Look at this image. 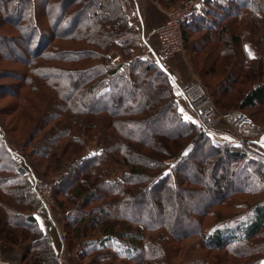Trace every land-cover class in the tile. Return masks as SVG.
I'll use <instances>...</instances> for the list:
<instances>
[{
  "label": "trees",
  "instance_id": "16d2710c",
  "mask_svg": "<svg viewBox=\"0 0 264 264\" xmlns=\"http://www.w3.org/2000/svg\"><path fill=\"white\" fill-rule=\"evenodd\" d=\"M54 6L59 7L57 15H53ZM129 11L125 0H0V61L22 66L15 74L0 71V77L11 81L0 84V98L16 99L6 105L16 118L36 121L27 139L32 146L28 150L0 118V223L4 226L0 240L8 242L10 233L23 230V239L31 240L25 253L34 256L28 264H58L49 237L39 229L33 211L24 214L21 208L38 207L22 153L35 167L46 162L53 167V174L61 172L55 182V196L79 203L76 210L66 211L68 224L71 228L74 225L68 233L71 244L83 232L90 234L88 244L95 242L97 235H107L111 236L109 253L113 256L107 255L111 258L169 264L181 252L184 240L198 236L208 254L224 251L240 264H264V160L252 156L227 132H221L226 139L218 148L206 144L207 136L197 132L196 124L183 119L169 74L154 58L133 56L141 37L139 29L128 21ZM238 26L245 31L237 33ZM198 31L209 35L210 41L204 38V43L223 44L224 49L213 47L208 58L215 61L213 69L221 78L213 91L219 108H228L235 99H239L241 109L264 104V0H200L196 11L182 24L185 47L189 34ZM246 38L249 40L244 44ZM233 48L239 49L237 55ZM115 56L117 60H113ZM230 57L233 68L229 67ZM239 78L247 91H232ZM43 87L51 93V111L30 117L23 110V99L30 93L43 95ZM218 95L220 99L231 96L219 102ZM31 101L35 102L30 97ZM27 108L34 106L29 103ZM83 137L97 143L100 152L84 155ZM8 139L14 146L12 152L6 147ZM189 144L190 152L166 174L163 161L173 154L180 156ZM192 161L197 163V176L189 179L183 166ZM111 164L123 165L124 173L117 178L106 175ZM217 169L220 173L210 179L211 184L203 182L207 172ZM188 191L192 197L211 194L199 212L191 213V231L176 229L174 233L163 223L153 227L125 213L126 205L141 194L155 192V201L163 204L172 194ZM243 194L259 197L252 200L250 208L245 206L247 200L235 205L239 211L227 220L213 214L215 208H228ZM103 200L111 210L97 207L99 217L93 207ZM55 202L62 208V202L56 198ZM211 216L215 220L208 225ZM172 222L179 220L173 215ZM130 225L137 232L129 233ZM117 230L122 236L115 235ZM157 246L163 254L155 252ZM100 247L93 251L99 252ZM207 255L193 257L195 261L190 264H212ZM214 257L220 259L219 254Z\"/></svg>",
  "mask_w": 264,
  "mask_h": 264
},
{
  "label": "rangeland",
  "instance_id": "374dc122",
  "mask_svg": "<svg viewBox=\"0 0 264 264\" xmlns=\"http://www.w3.org/2000/svg\"><path fill=\"white\" fill-rule=\"evenodd\" d=\"M69 1H73V0H69ZM125 1L128 4L129 10H130L128 21L134 26H136V28H139V26L137 24H134V22H132L130 18V13L132 12V8H133V6L131 7V4H133L134 1L138 5L139 11L141 13H143L144 11L147 15L146 18L148 20H151V23L154 22L153 18H156V19L158 18V20L156 21L158 23H161V22L163 23L165 20V16H164L165 11H168L169 9H172V8H176L189 0H180L178 2H171L170 0H125ZM53 9H54L53 15L54 14L57 15L59 12V7L54 6ZM244 31L245 29H242L239 26L236 29V32L237 33L239 32L240 34ZM9 35H13V32H10ZM189 35H190L189 41L186 44V47H185V42H184L182 50L172 56L173 58L174 56L178 54H182V56L184 57L182 58V60L187 64V67H188V72H187L188 74L186 73V79L182 80V82L179 83L177 88H179L180 86L186 83L188 84L192 81H198L204 87L206 93L211 98L214 106L217 108L219 112L227 113L231 111H239L247 116V118L254 124L255 129H258V131L259 130L264 131V104L256 105L255 107H251V108L241 109L238 105L239 99H235L233 102H231L228 108H224V109L219 108L218 103L216 102V97L213 94V91H214V87L220 82L221 78L218 72L214 71L213 69L214 67H216L215 61H209L208 58L211 56L210 54H212L213 47L215 49L217 48L224 49L222 47L223 44L217 45L215 42L214 43L211 42L208 44L204 43V38L207 39V41H210V39H209V35L204 36V32H201V31H198L196 33L192 32ZM248 40H249L248 38L243 39V43L245 44L246 42H248ZM190 46L194 47L195 49L192 50ZM141 48H144V47H142V41L140 38L138 41L137 48L133 52V56H140L141 58H146V59L155 58L154 54L156 50L152 51L151 53L146 52V50H144L145 54L138 55L137 52ZM248 49L250 50V47H248ZM18 50L21 52L20 49ZM233 50H234V54L237 55L238 54L237 52L239 51V49L233 48ZM110 53H113L112 55L115 54L113 51H111ZM231 57H232V52H231ZM231 57L228 63H229V67L233 68L234 63L231 61ZM115 59H118V57L115 56L114 60ZM168 65H169V62H168ZM225 66L227 67L228 65L226 64ZM218 67L219 66H217V69ZM21 68L22 66L17 63L0 61V71L15 74ZM74 69L78 70L79 66H75ZM239 81H240V78L235 81V83L233 84L234 86H232V89H233L232 91L234 92L235 89L236 90L240 89V91L244 89L245 91H247V86H245L246 84H240ZM10 82L11 81L8 78L0 77V84H4V83L7 84ZM14 92L15 90L13 91V93ZM230 96L220 99L221 96L218 95L217 100L220 99L219 102L226 101ZM30 97L33 98L35 102H32V101L30 102ZM240 97L242 98V96ZM51 98H52L51 93H49L47 89L43 87V95L38 92L34 95L30 93L29 97L27 96L26 99H23V103L25 106L23 110L26 109L25 111H28L30 117H34L35 113L37 112H38L37 116H40L41 111L50 112L51 111L50 105L52 104ZM79 99L82 101L83 97H80ZM15 101L16 99L13 100L11 98H8L7 96L0 98V118L2 119L9 133L14 138H17L19 142L23 143L26 149L31 150L32 146L30 144L28 145L27 139H28L30 131L35 129L34 126L36 124V121L34 119L30 120V118L28 119L25 117L21 119L16 118L15 114H12V112H10V110L6 108L7 104H9L10 102L13 103ZM29 103L33 104L34 109L31 110L30 108L29 109L27 108V104ZM177 106H178V102H177ZM187 106H189L187 108H188V111L191 113V118L184 117L183 114L180 112L183 119L186 121L192 122L193 124H196L197 132L202 133L199 130V122H198L197 116L192 111L190 105L188 104ZM79 107L80 106H78V108ZM82 107L83 106H81L80 108ZM33 110H35L36 112ZM222 124H224L223 132H227L228 134H231L232 131L230 127L226 123H222ZM222 124L219 123L218 127H220ZM146 128L147 126L143 127V131L146 130ZM217 131L218 129L215 132L213 131L211 135L210 133L208 134L202 133L207 136V137L205 136L208 142V143L206 142V144H209L210 146H212L213 140H218L220 142L225 141L226 138L221 133L222 131L220 132H217ZM257 134H253L249 137H245L243 144L246 146L248 152H250L252 156H256L264 160V151L254 145L255 144L254 141H256L262 133L258 135ZM83 138H84V143H85L84 144L85 146L84 155L89 156V154L95 153L96 150L100 152V149H98L99 145L97 143L89 140L87 137H83ZM248 140L252 141V145L251 143L247 144ZM6 147L9 151L11 152L13 151L14 146L10 139L6 140ZM21 156L24 157L23 165L26 170V176L28 180L30 181V186L32 189V194H33L32 198H34L37 202L36 204H38V207L36 208L34 207L35 209L33 208L32 210L30 209L26 210L27 207L24 205H22L21 208L24 209L25 211L24 214H29L31 211H33V216L37 221L39 229L42 231L43 234H47L49 237L50 245L52 247L53 252L56 255L58 264H137V263L127 262V261H119L118 259L114 257L111 258V256H107L111 254L109 253V250H110L109 240H111V236L108 237L107 235H103V236L97 235L96 238L99 236L98 239L95 242L88 244L86 243V239H88L87 237H89L90 234L87 235L83 232V236H81L80 239H77L76 243L74 241L71 244V242H69V239H68L69 238L68 233L72 231V228L74 227V225L72 224V228H71V225L68 224L70 220L68 219V216L66 215V211L67 209L71 210L73 208H74L73 210H76L79 203L66 200L65 196H57V197L55 196V193H54L55 182L59 179L61 172L59 174L57 173L53 174L52 172L53 167L49 166L46 162L42 163L41 165L42 168L35 167V165L31 162V160L26 158V156H24L22 153H21ZM174 156L178 157L179 154L170 155L164 161L166 160L168 161V158L174 157ZM164 161H163V164H165ZM196 164L197 163H193L192 161L191 163H185L183 166V173L187 174L189 176V179H193L195 175L197 176L196 174L197 171H195ZM165 168H166L165 173L166 174L169 173L171 168H169L166 164H165ZM124 171H125V167L123 165L111 164L107 168L106 175H108L111 178H117V177H120L124 173ZM207 173H208V176L206 178L204 176L201 179L203 180V182H207L208 184H211L210 179L212 178L216 179V176L220 173V171L217 169V171L215 172L210 171ZM37 179L38 181L34 183L35 180ZM136 180H138L139 181L138 183H140V180L138 177L136 178ZM103 183H105V181H103ZM195 187L196 186L192 185V188H195ZM139 188L140 186L138 187V189ZM36 189L38 190L42 200H44V202L46 203V206H44L41 203V200L36 193ZM155 194H156L155 192L152 194H146V195L141 194V197H137L138 199H136L135 202H131L126 205L125 213L128 214L129 218L131 217L140 218L141 220H144L147 224L152 225L153 227L156 225L155 227L158 228L159 225L157 224L163 223L168 226L169 230L171 231L173 230L174 233H176V229L177 231L178 230L179 231L180 230L181 231H191L192 230V226H191L192 220L190 218L191 213L194 210H197V212H199L202 209V207L206 204L208 199L211 198V194L209 196L208 195L204 196L202 193L201 194L199 193L198 197L197 196L192 197L191 192L188 191L183 194L181 192L175 193V196H173L172 194L168 200L166 199L165 203L160 204L159 202L155 201L154 199L155 198L154 196H156ZM157 194L159 195L160 192L157 191ZM257 197L259 196L243 194L239 196L235 200L234 203H231L228 208H225L223 205L218 208H215L213 211V214H217V215L220 214L219 218L221 217L222 219L227 220V218L234 216V214H237L236 212L239 211L237 209L238 204L243 203L241 201L247 200L245 201L247 203L245 204V206L246 208L247 207L250 208L252 200ZM55 198L56 200H58V202H62V208L58 207L57 202H55ZM107 200H110V199H107ZM107 200H103V203L100 202L102 203L101 205H99V202L95 203L97 206L94 205L93 207L94 211L96 212L95 214H97L99 217L101 215L97 212L98 211L97 207L100 208V207L105 206V208H108V210H111V207H107L108 206V204H106ZM189 201L191 202V204L188 205L187 202L189 203ZM185 204H187L186 207H185ZM142 205H145V207L141 208ZM87 209L89 210V208ZM43 213H45L47 218L50 220V226L52 227L51 235H49L47 224H44L45 220L42 219L44 215ZM0 214H2L1 211H0ZM173 215L179 220L178 223L177 222L170 223ZM103 219L105 218L103 217ZM214 220H215V217L214 218L213 216H211V218L209 217L208 221L210 222H208V225L213 224ZM122 225H125V224H122ZM3 227L4 226L1 225L0 223V228H3ZM129 228H130V230H128L129 233L137 232L136 228L133 227L132 225H130ZM6 229L7 231L10 230L9 228H6ZM141 230L140 232H142ZM9 232H12V231H9ZM22 233H24L23 230L17 229L16 232L10 233L11 240L9 241L7 240L8 242L0 240V263L2 264H28V260L30 259L32 260L34 256L32 255L31 257V255H27L25 253V249H27L28 251L29 249L28 247L31 245V240L30 241L24 240L21 235ZM121 233L122 232L117 230L115 235L122 236ZM155 234H157V232H155ZM56 238H57V241H56ZM124 239L127 240V238L125 237ZM117 243H120V240H117ZM100 244H101L100 251L99 252L93 251L94 250L93 248H97L98 245ZM157 244L159 245L160 242H158ZM175 246H178V245L175 244ZM61 250H63V252H61ZM155 252L158 253V255L163 254L162 251L158 248V246L155 248ZM24 253L26 254V259L24 262H22V258H24L25 256ZM95 254L98 256H94ZM207 254H208V251L206 252V249H204V246L201 243V239L198 236H193V238L190 237L182 242L181 252H177L176 258L174 257L171 260V262H169V264L178 263V262L179 263L183 262L187 264L194 263L195 258L193 257H197L201 255L203 256V258H205ZM214 254H217V255L219 254L221 260H223V258L225 257L227 258V260L224 259L225 262L221 261L220 259L215 258ZM207 256L210 259V262L212 264L213 263L214 264H240L238 263L239 261L235 260L234 257L228 255L224 251H212ZM35 263H36L35 261L32 262V264H35Z\"/></svg>",
  "mask_w": 264,
  "mask_h": 264
},
{
  "label": "built area",
  "instance_id": "2783aa9c",
  "mask_svg": "<svg viewBox=\"0 0 264 264\" xmlns=\"http://www.w3.org/2000/svg\"><path fill=\"white\" fill-rule=\"evenodd\" d=\"M199 3L200 0H189L176 8L165 11V20L155 31L158 48L154 54V59L157 61L161 69L169 75L170 68L168 62L174 54L182 50L184 45L181 28L182 24L188 20L191 13L196 11ZM178 89L180 94L190 105L194 114L197 116L199 130L202 133H210L211 135L213 131L215 132L218 129L219 123H226L230 127L232 131L231 134L235 140L240 144V146L246 149V146L243 144L245 137L264 132L255 129L254 124L247 118V116L239 111H231L227 113L219 112L214 106L211 98L206 93L204 87L198 81H192L188 84L186 83ZM212 146L214 148H218L220 146V141L213 140ZM180 157L181 156L170 157L168 158V161L166 160L164 163L168 167H172L176 165V163L180 160ZM37 181L38 179L35 180L34 183ZM36 193L39 196L41 203L46 206V203L42 200L37 189ZM61 252H63V250H61Z\"/></svg>",
  "mask_w": 264,
  "mask_h": 264
},
{
  "label": "crops",
  "instance_id": "0c3cea01",
  "mask_svg": "<svg viewBox=\"0 0 264 264\" xmlns=\"http://www.w3.org/2000/svg\"><path fill=\"white\" fill-rule=\"evenodd\" d=\"M132 6L133 8H132V12L130 13V18L132 22H134V24H137L139 26L138 29H139V34H140L141 41H142V47H144V48L139 49L137 54L138 55L145 54L144 50H146V52L151 53L152 51H155L157 49L158 41L156 38L155 31L157 28H159L162 25L161 24L162 22L158 23L156 21L158 20V18L157 19L153 18L154 22L151 23V20H148L146 18L147 16L146 13L144 11L143 13L139 11L138 5L136 4L135 1L133 2V4H131V7ZM182 58H184L182 54H178L169 60L170 75L172 78L173 93L177 98L176 100L178 102L179 111L183 114L184 117L191 118V113L188 111V108H187L189 106H187L188 104L186 100L184 99L182 95H180V92L178 91V88H177L179 83L182 82V80L186 79V73L188 72L187 64L182 60ZM223 127H224V124L218 127V131L220 132L221 130L223 132ZM43 214L44 215L42 219L45 220L44 224H47L49 235H51L52 227L50 226V221L47 218L46 214L45 213ZM56 241H57V238H56Z\"/></svg>",
  "mask_w": 264,
  "mask_h": 264
},
{
  "label": "water",
  "instance_id": "95a60500",
  "mask_svg": "<svg viewBox=\"0 0 264 264\" xmlns=\"http://www.w3.org/2000/svg\"><path fill=\"white\" fill-rule=\"evenodd\" d=\"M254 143L260 147L262 150H264V133H262ZM192 149V144H189L181 153V156L187 155L190 150Z\"/></svg>",
  "mask_w": 264,
  "mask_h": 264
}]
</instances>
